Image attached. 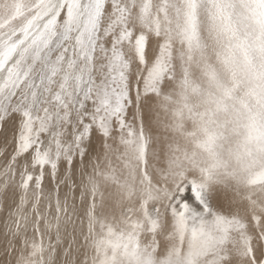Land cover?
Wrapping results in <instances>:
<instances>
[{
  "label": "snow or ice",
  "instance_id": "snow-or-ice-1",
  "mask_svg": "<svg viewBox=\"0 0 264 264\" xmlns=\"http://www.w3.org/2000/svg\"><path fill=\"white\" fill-rule=\"evenodd\" d=\"M0 264H264V0H0Z\"/></svg>",
  "mask_w": 264,
  "mask_h": 264
}]
</instances>
